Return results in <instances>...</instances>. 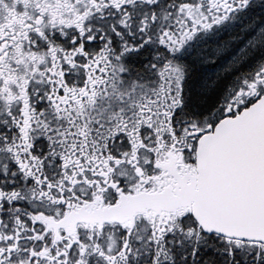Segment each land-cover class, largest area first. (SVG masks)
<instances>
[{
	"label": "snow or ice",
	"instance_id": "snow-or-ice-1",
	"mask_svg": "<svg viewBox=\"0 0 264 264\" xmlns=\"http://www.w3.org/2000/svg\"><path fill=\"white\" fill-rule=\"evenodd\" d=\"M0 264H264V0H0Z\"/></svg>",
	"mask_w": 264,
	"mask_h": 264
}]
</instances>
